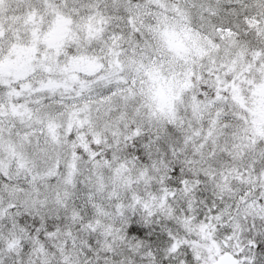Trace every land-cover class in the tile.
I'll use <instances>...</instances> for the list:
<instances>
[{
	"label": "snow or ice",
	"instance_id": "6c2138e0",
	"mask_svg": "<svg viewBox=\"0 0 264 264\" xmlns=\"http://www.w3.org/2000/svg\"><path fill=\"white\" fill-rule=\"evenodd\" d=\"M0 264H264V0H0Z\"/></svg>",
	"mask_w": 264,
	"mask_h": 264
}]
</instances>
